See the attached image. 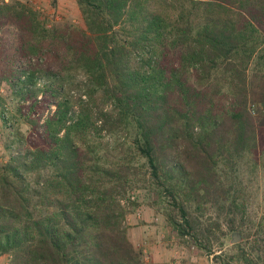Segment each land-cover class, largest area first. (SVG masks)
Returning a JSON list of instances; mask_svg holds the SVG:
<instances>
[{
    "label": "trees",
    "instance_id": "1",
    "mask_svg": "<svg viewBox=\"0 0 264 264\" xmlns=\"http://www.w3.org/2000/svg\"><path fill=\"white\" fill-rule=\"evenodd\" d=\"M76 2L84 25L0 0V253L153 264L127 223L139 187L179 239L264 264L243 176L264 160V0Z\"/></svg>",
    "mask_w": 264,
    "mask_h": 264
},
{
    "label": "rangeland",
    "instance_id": "2",
    "mask_svg": "<svg viewBox=\"0 0 264 264\" xmlns=\"http://www.w3.org/2000/svg\"><path fill=\"white\" fill-rule=\"evenodd\" d=\"M24 1L33 2L44 15H55L58 20H67L78 25H84L83 17L76 0H57L56 7L53 4V0ZM2 89L3 87L0 88L1 91ZM251 96L253 102L252 108L254 109L256 119L259 123H264V82L256 80L255 85L252 87ZM23 129H26V124H24ZM3 137L6 139L7 134L5 133ZM2 149L3 140L0 138V161ZM243 176L245 184L247 185V191L249 192V212L253 216L262 213L264 214V160L259 169L254 171L248 170ZM133 193L135 195V200L139 205L134 208L131 214L138 209L141 210V213L145 216L142 218L141 216L135 217L132 215L131 220L128 221L130 231H138V235L140 234L144 237L151 238V243L155 244L159 250L160 247L163 251L172 250L174 254L172 256V261H164L162 264L176 262V264H184V261L186 260L190 263L197 264H221L220 262L215 261L213 256L208 254V252L200 249L199 246L192 243L189 238L179 239L177 236L173 235L166 222L164 209L152 203V197L149 196L145 189L138 187L134 189ZM214 211V209L211 210V214H215ZM233 233L228 236L229 241L225 246L226 252H229L232 255H234V251L229 248L233 245L231 243ZM215 246L218 250L219 245L215 243ZM176 254L179 257H177Z\"/></svg>",
    "mask_w": 264,
    "mask_h": 264
},
{
    "label": "crops",
    "instance_id": "3",
    "mask_svg": "<svg viewBox=\"0 0 264 264\" xmlns=\"http://www.w3.org/2000/svg\"><path fill=\"white\" fill-rule=\"evenodd\" d=\"M136 215L135 217H137ZM140 216L144 218L145 215L141 213ZM137 232L138 231L136 232L131 231V237L135 241L137 246H140L144 250L146 259L150 260L153 264H162V262L164 261L166 262L172 261V256L174 255L172 250L163 251L161 250V247L159 250L155 244L151 243V240H152L151 238L144 237L143 235H140V234L138 235ZM177 254L176 256L179 257ZM176 263H171V264H176ZM0 264H9L8 254L0 253Z\"/></svg>",
    "mask_w": 264,
    "mask_h": 264
},
{
    "label": "water",
    "instance_id": "4",
    "mask_svg": "<svg viewBox=\"0 0 264 264\" xmlns=\"http://www.w3.org/2000/svg\"><path fill=\"white\" fill-rule=\"evenodd\" d=\"M242 235L240 232H234L233 235H232V239H231V243L232 244H235V243H238L240 241H242Z\"/></svg>",
    "mask_w": 264,
    "mask_h": 264
},
{
    "label": "built area",
    "instance_id": "5",
    "mask_svg": "<svg viewBox=\"0 0 264 264\" xmlns=\"http://www.w3.org/2000/svg\"><path fill=\"white\" fill-rule=\"evenodd\" d=\"M131 195H132V196H131V199H132V200H135V195H134L133 192H132ZM131 213H132V212H131ZM131 213H130V214L128 215V217H127V223H128L129 220H131L132 215L135 216V215L137 214L136 216L140 217V215H141V210H138V209H137L133 214H131ZM147 260H148V259H147Z\"/></svg>",
    "mask_w": 264,
    "mask_h": 264
}]
</instances>
